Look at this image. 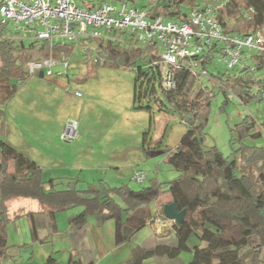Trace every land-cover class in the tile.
I'll return each mask as SVG.
<instances>
[{
  "label": "trees",
  "instance_id": "obj_1",
  "mask_svg": "<svg viewBox=\"0 0 264 264\" xmlns=\"http://www.w3.org/2000/svg\"><path fill=\"white\" fill-rule=\"evenodd\" d=\"M145 1L147 4L143 7L149 6L153 15L176 20L187 17L192 9L211 0ZM223 1L225 9L219 15L220 22L227 28L232 19L241 21L238 28L227 31L242 34L264 31V0ZM9 33L6 23L0 21V119L4 116L1 105L29 76L26 61L45 57L49 52L46 40L17 39ZM89 41L96 45V57L92 61V53L82 51L83 62L136 67L134 108L150 110L151 106L141 104L140 100L149 94L159 111L175 112L184 122L186 130L178 145L166 152L167 162L178 175L167 182L166 189L155 182L137 190L126 185L105 187L103 183L82 186L78 178L59 186L54 178L45 180L39 166L0 138V259L8 249V225L12 221L7 204L10 199H35L40 206L39 212L49 216L80 206L82 210L71 220L75 228L85 225L91 215L109 216L115 225L114 242L119 245L130 241L144 227L154 215L153 202L167 192L178 209L186 211L181 225L173 224L177 244L157 245L148 250L135 248L129 264H142L144 259L156 255L172 258L183 251L192 253L187 264H264V144L248 145L243 142L248 137L253 140L261 138L264 121L256 124L253 117L245 115L235 123L230 128V145L238 140L239 146L232 149L228 156L215 145L207 146L205 133L211 100L216 94L214 88L217 87L225 96L231 92L242 104L262 100L264 49L249 54L247 62L250 60L252 65L247 63L232 69H210L215 80L207 79L211 85L199 83V79L186 70H177L176 86L164 90L160 87L158 70L150 65L155 56L133 45L101 39ZM78 45L80 43L56 42L53 48L71 57ZM213 56L207 55L205 63L210 62ZM141 61L144 64L137 65ZM139 80L141 83L137 86ZM142 82H145L144 88ZM155 83L158 84L159 95L155 91ZM151 143L148 132L143 133V149L154 154L156 146L150 147ZM10 160H15L17 171H8ZM160 211L163 212L162 209ZM31 229L35 231L33 221ZM40 242L44 244L46 241ZM190 243L192 246H189ZM41 264L63 263H59L50 252ZM64 264L83 263L76 253L70 252Z\"/></svg>",
  "mask_w": 264,
  "mask_h": 264
},
{
  "label": "rangeland",
  "instance_id": "obj_2",
  "mask_svg": "<svg viewBox=\"0 0 264 264\" xmlns=\"http://www.w3.org/2000/svg\"><path fill=\"white\" fill-rule=\"evenodd\" d=\"M144 4H147L145 0L135 2L137 8ZM145 8L149 9V6ZM240 23L232 19L227 29H236ZM82 51L80 45L76 46L69 59L71 74L68 77H39L33 74L19 83L14 95L1 105L4 116L0 119V138L39 166L45 180L54 178L59 186L78 178L82 186L103 183L105 187L126 185L137 190L155 182L166 189L167 182L178 175L167 162L166 152L178 145L186 130L184 122L175 112L159 111L149 94L140 100L143 105L149 104L150 110L134 108L136 67L86 63L80 56ZM95 57L93 53L92 61ZM248 63L252 65L250 60ZM143 64L142 61L137 63ZM216 65L219 70H224L219 63ZM59 69L58 66L55 68ZM210 69L214 71V65ZM203 82L211 85L207 79ZM140 83L141 80L137 86ZM66 85L68 90H65ZM154 86L159 95L158 84ZM142 87H145V82H142ZM75 90L81 96H75ZM214 91L216 94L211 100L205 126L206 145H215L228 156L232 149L239 146L238 140L230 145V128L245 115L253 117L256 124L262 123L264 101L242 104L235 96L219 92L217 87ZM71 120L76 121L77 126L73 130L75 136L68 139L62 134V129L65 127L67 130ZM145 132H148V141L152 142L150 147L156 146L154 154H149L142 147ZM243 142L248 145L264 144V135L255 140L248 137ZM11 168L18 170L15 160L9 161L8 170ZM136 171L146 173L143 182L132 179ZM28 201L38 208L36 200ZM19 219L10 223L8 244L17 248L15 236H18L20 242L28 244V248L25 245L20 247L19 262L33 264L29 262L33 253L35 262L41 263L46 247L31 240L26 221ZM187 255L190 254L182 252V258ZM262 255L264 259V249ZM59 260H65V257L63 259L60 255Z\"/></svg>",
  "mask_w": 264,
  "mask_h": 264
},
{
  "label": "built area",
  "instance_id": "obj_3",
  "mask_svg": "<svg viewBox=\"0 0 264 264\" xmlns=\"http://www.w3.org/2000/svg\"><path fill=\"white\" fill-rule=\"evenodd\" d=\"M224 9L225 1L211 0L192 9L187 17L175 20L153 15L149 9L137 8L130 1L0 0V21L6 23L12 38L48 42L47 56L26 61L28 75L41 71L46 77H68L70 57L58 54L54 44L80 43L83 51L93 54L96 45L89 40L101 39L137 46L155 56L150 65L159 72L160 87L169 90L176 86L177 70L188 71L199 83L203 79L215 82L210 66L218 70L217 63L224 69L243 67L252 51L264 49V31L247 34L227 31L219 20ZM210 54L213 58L205 63ZM57 66L61 69L55 70ZM68 89L66 85L65 90ZM73 94L81 96L77 90ZM261 98L264 101V90ZM76 126V121H69L62 134L73 138ZM145 178L143 171L132 174V179L138 182Z\"/></svg>",
  "mask_w": 264,
  "mask_h": 264
},
{
  "label": "crops",
  "instance_id": "obj_4",
  "mask_svg": "<svg viewBox=\"0 0 264 264\" xmlns=\"http://www.w3.org/2000/svg\"><path fill=\"white\" fill-rule=\"evenodd\" d=\"M65 130L64 127L62 133ZM8 171L14 172L16 170L11 168ZM165 193L153 202L154 215L147 220L144 227L138 230L130 241L119 245L114 242L115 225L113 219L109 216L91 215L87 218L85 225L75 228L71 220L82 210L81 207H73V209L70 208L57 212L54 216H49L39 212L38 202V208H34V205L28 201L31 198L18 197L10 199L7 204L9 216L12 218L10 223H14L18 218L25 220L31 240L40 244H43L40 241H46L44 243L46 248L43 249L44 260L48 253L53 252L57 261L64 264L68 260L69 253L73 252L76 253L83 264H129L135 248L148 250L157 245L175 246L177 244L173 221L166 218L163 212L160 211L165 203L171 201V196ZM32 221L35 225L34 232L31 229ZM10 223L7 236L8 249L6 255L0 259V264H22L24 261L19 262L18 259L21 255L20 247L25 245V248H28V244L20 242L18 236H15L18 241L17 248H13L8 244ZM15 235H17V232H15ZM189 246H192V243ZM186 252L190 255H187L185 259L182 258L181 252L178 256L172 258L165 255L146 258L142 261V264H187L192 258V253L191 251ZM60 255L63 259L65 257V260H59ZM33 257L34 255L31 253L29 262H33V264H41L44 261L41 263L35 262ZM188 257H190L189 260Z\"/></svg>",
  "mask_w": 264,
  "mask_h": 264
},
{
  "label": "water",
  "instance_id": "obj_5",
  "mask_svg": "<svg viewBox=\"0 0 264 264\" xmlns=\"http://www.w3.org/2000/svg\"><path fill=\"white\" fill-rule=\"evenodd\" d=\"M39 77H43V73L40 71L38 74ZM157 154V153H156ZM163 214L166 218L173 221V224L180 226L183 222L185 216V209L179 210L177 205L174 202H168L163 205L162 208Z\"/></svg>",
  "mask_w": 264,
  "mask_h": 264
},
{
  "label": "clouds",
  "instance_id": "obj_6",
  "mask_svg": "<svg viewBox=\"0 0 264 264\" xmlns=\"http://www.w3.org/2000/svg\"><path fill=\"white\" fill-rule=\"evenodd\" d=\"M39 74V73H38Z\"/></svg>",
  "mask_w": 264,
  "mask_h": 264
}]
</instances>
